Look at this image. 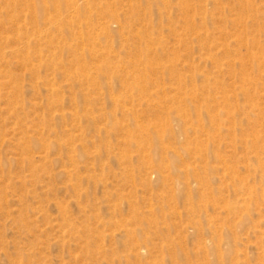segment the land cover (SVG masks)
Here are the masks:
<instances>
[{
  "label": "rangeland",
  "instance_id": "rangeland-1",
  "mask_svg": "<svg viewBox=\"0 0 264 264\" xmlns=\"http://www.w3.org/2000/svg\"><path fill=\"white\" fill-rule=\"evenodd\" d=\"M0 264H264V0H0Z\"/></svg>",
  "mask_w": 264,
  "mask_h": 264
},
{
  "label": "bare ground",
  "instance_id": "bare-ground-1",
  "mask_svg": "<svg viewBox=\"0 0 264 264\" xmlns=\"http://www.w3.org/2000/svg\"><path fill=\"white\" fill-rule=\"evenodd\" d=\"M57 1H60V0H57Z\"/></svg>",
  "mask_w": 264,
  "mask_h": 264
}]
</instances>
